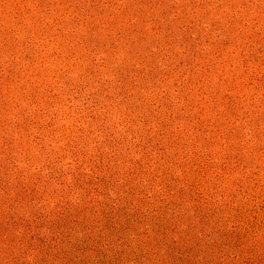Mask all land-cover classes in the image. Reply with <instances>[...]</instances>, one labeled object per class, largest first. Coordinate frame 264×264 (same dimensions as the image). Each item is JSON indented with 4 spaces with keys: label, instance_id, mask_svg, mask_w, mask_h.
<instances>
[{
    "label": "rangeland",
    "instance_id": "rangeland-1",
    "mask_svg": "<svg viewBox=\"0 0 264 264\" xmlns=\"http://www.w3.org/2000/svg\"><path fill=\"white\" fill-rule=\"evenodd\" d=\"M0 264H264V0H0Z\"/></svg>",
    "mask_w": 264,
    "mask_h": 264
},
{
    "label": "trees",
    "instance_id": "trees-1",
    "mask_svg": "<svg viewBox=\"0 0 264 264\" xmlns=\"http://www.w3.org/2000/svg\"><path fill=\"white\" fill-rule=\"evenodd\" d=\"M99 207H100V205H99Z\"/></svg>",
    "mask_w": 264,
    "mask_h": 264
}]
</instances>
